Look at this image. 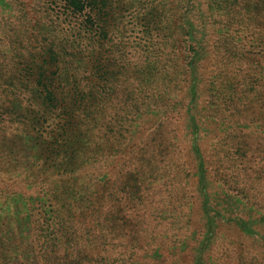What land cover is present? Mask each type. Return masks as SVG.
<instances>
[{
	"label": "trees",
	"instance_id": "obj_1",
	"mask_svg": "<svg viewBox=\"0 0 264 264\" xmlns=\"http://www.w3.org/2000/svg\"><path fill=\"white\" fill-rule=\"evenodd\" d=\"M64 2L81 21L76 37L92 46L103 41L114 0ZM141 4L147 10L144 44L129 94L138 112L132 136L138 145L120 140L126 137L118 126L123 116L101 118L99 108L114 102L123 73L109 69L102 46L85 57L80 53L76 65L57 67L55 74H65L59 82L72 80L67 93L65 84L42 80L49 111L68 107L64 98L74 96L90 99L98 111L89 134L83 132L78 112L90 103L74 100L59 128L47 131L54 141L51 156L40 155L45 173L33 177L37 165L30 164L29 194L13 195L16 226L8 264H163L184 255L192 264H214L215 246L228 243V229L237 227L244 238L257 234L253 223L263 218L248 220L233 209L256 198L248 183V141L239 139L264 124V0ZM64 50L55 55L64 57ZM27 150L37 154L34 139ZM86 153L106 167L99 177L80 181L76 173ZM222 168L230 173L224 174L228 187L219 182ZM55 174L58 179L47 177Z\"/></svg>",
	"mask_w": 264,
	"mask_h": 264
},
{
	"label": "rangeland",
	"instance_id": "obj_2",
	"mask_svg": "<svg viewBox=\"0 0 264 264\" xmlns=\"http://www.w3.org/2000/svg\"><path fill=\"white\" fill-rule=\"evenodd\" d=\"M0 1H2L0 3V264H8L9 257L14 253L13 239L16 226L13 195L29 194L26 181L30 164L37 165L35 168L37 173L33 177L45 173L46 170L42 168L48 165L44 164L40 155L49 156L54 141L47 137V131L59 128L57 125L62 120L60 116L71 114L76 106L74 100L82 104L90 103L85 107L84 112H78L81 116L76 122L79 127H76L83 132L89 134V130L94 126V115L98 111L92 107L90 99L81 96L66 97L64 99L68 101V107L62 104L58 110L49 111L44 105L40 83L47 79L56 82L55 84L63 83L66 85L67 93V83L72 80L59 82L61 77L65 79V74L64 76L55 74L57 67L63 64L64 67H70L71 62L76 65L78 59L80 60V53L85 57L92 49L102 46L99 51L104 52L105 57L110 61L109 69L114 68L117 72L123 73L117 81V85L120 86L114 102L110 105L102 104L99 108L103 113L101 118L106 116L108 120L115 118L116 114L123 116L118 126L126 137H120V140L132 139L136 130L138 112L133 106L135 100H132L129 94L130 89L134 87L135 73L140 64L138 52L144 44L143 17L147 10L146 6L141 4V0H114L112 8L109 9L113 19L109 33L102 34L100 38L103 41L92 46L89 39L76 37L80 32L78 26L81 21L66 10L64 0ZM164 11L168 18L173 16L172 10L167 6ZM81 29L84 35L90 38L93 36L86 29ZM63 47L66 55L63 54L64 57L55 55V52H61ZM57 56L60 57V61L56 59ZM69 73H72V70H69ZM77 78L82 85L87 83L81 77L77 76ZM127 99H130V106L127 104L128 107H125L124 102ZM129 110L130 114H128ZM262 125L261 129L255 127L239 139L248 141L251 155L246 165L249 170L248 183L255 187L256 192L253 193L252 199L255 196L256 198L246 202L243 210L235 207L233 210L236 216L243 215L253 221L260 218L263 220L258 224L253 223V229L257 234L250 238L242 237L237 227L224 228L228 229L229 241L227 244L221 241L215 246L214 264H264V124ZM109 128L112 129V125ZM30 139H34L39 149L37 154L32 156L27 150ZM131 142L134 144L138 140L133 138ZM146 142L148 144L149 140L147 139ZM94 146L95 144H91L89 147L92 149ZM88 148L85 151H88ZM133 149H136V146ZM87 153L80 158L85 163L76 173L80 181L88 179V176L99 177L106 167L104 160L98 158L99 162L95 163ZM219 156L220 164H224L222 156ZM108 170L110 171V168ZM226 171L223 168L220 173L217 171V174L221 175L219 182L224 187H228L225 185ZM226 175L230 176V173L227 172ZM47 177L58 179L56 174ZM150 197L155 201L158 200L154 193ZM163 264H192V257L186 255L175 257Z\"/></svg>",
	"mask_w": 264,
	"mask_h": 264
}]
</instances>
